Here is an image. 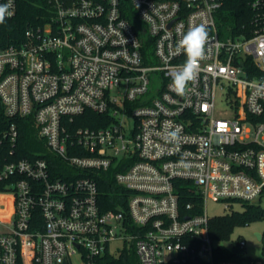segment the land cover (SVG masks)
<instances>
[{"label":"built area","instance_id":"built-area-1","mask_svg":"<svg viewBox=\"0 0 264 264\" xmlns=\"http://www.w3.org/2000/svg\"><path fill=\"white\" fill-rule=\"evenodd\" d=\"M229 1L42 0V21L20 37L0 24L4 113L31 118L40 145L19 156L16 122L0 130V196L14 205L12 219L0 212V264H102L131 249L138 264H240L216 259L207 202L264 195V93L254 88L264 83V0H244L238 22L225 19ZM200 24L209 40L181 96L172 75L186 55L175 49ZM219 90L229 118L216 114ZM88 110L110 122L73 126ZM97 174L113 175L115 206Z\"/></svg>","mask_w":264,"mask_h":264},{"label":"trees","instance_id":"trees-1","mask_svg":"<svg viewBox=\"0 0 264 264\" xmlns=\"http://www.w3.org/2000/svg\"><path fill=\"white\" fill-rule=\"evenodd\" d=\"M37 1V2H36ZM38 4H42V0H21L19 3V11L17 15L1 25L2 31L5 37L8 39H15L20 37L25 28L29 25L37 24L42 19L37 16L45 14V9ZM244 0H230L222 10L223 13H227L225 19L229 21H240L238 14L249 11ZM16 122L20 136H19V148L18 155L26 156L32 151L39 150V138L37 137L36 128L31 118L15 117L9 118L4 113L3 104L0 99V130L6 128L11 122ZM110 122L107 114H99L93 111H85L83 114L75 117L73 126H92L99 127L106 125ZM55 164H60L59 160L53 159ZM97 181L102 193V197L106 199V202L113 203L117 199V192L119 186L116 185L113 175L97 174ZM181 194L182 203H186L190 200L189 194L186 189L179 191ZM245 205L243 211H234L224 217L211 219L210 234L213 240L224 239L229 236L230 231L238 223L247 224L252 220L264 219V207L259 203L243 202ZM111 206H115L114 203ZM244 248L236 245L233 248H227L224 245H217L215 255L217 260H234L240 264H250L251 258H247L243 252ZM102 264H138L137 255L135 250H124L121 255L113 256L107 255L102 260Z\"/></svg>","mask_w":264,"mask_h":264},{"label":"rangeland","instance_id":"rangeland-1","mask_svg":"<svg viewBox=\"0 0 264 264\" xmlns=\"http://www.w3.org/2000/svg\"><path fill=\"white\" fill-rule=\"evenodd\" d=\"M228 88V83L227 87ZM234 113V107L229 105L226 99V91L219 90L217 96V110L216 114L219 117H230ZM259 205L264 207V195L257 202ZM207 211L209 216L214 218H220L232 214L234 211H243L245 205L242 202H235L233 207H225V203L221 200L209 199L207 202ZM14 205L10 201V198L0 196V212L4 218L12 219L14 211ZM257 232L262 234V239H259L256 235ZM245 239L246 246L243 249L244 254L247 258L254 260H260L261 264H264V219L252 220L247 224L238 223L230 231L229 236L224 239L214 240L215 245H224L227 248L235 247L239 239ZM122 245L119 242L112 243V249L115 254L118 253V249ZM73 263L78 264V257L72 258Z\"/></svg>","mask_w":264,"mask_h":264},{"label":"clouds","instance_id":"clouds-1","mask_svg":"<svg viewBox=\"0 0 264 264\" xmlns=\"http://www.w3.org/2000/svg\"><path fill=\"white\" fill-rule=\"evenodd\" d=\"M11 0L7 4H0V24L5 22V18L13 13L9 11ZM209 40V32L204 24L193 26L188 29L179 40L175 52L186 55V61L179 70L172 75V88L178 95H185L186 88L190 82L197 78L198 63L205 55V46ZM257 94L264 93V83L254 85ZM180 128L178 126L170 129L165 137L166 142L175 144L180 138Z\"/></svg>","mask_w":264,"mask_h":264},{"label":"water","instance_id":"water-1","mask_svg":"<svg viewBox=\"0 0 264 264\" xmlns=\"http://www.w3.org/2000/svg\"><path fill=\"white\" fill-rule=\"evenodd\" d=\"M256 235L259 239H262V234L260 232H257Z\"/></svg>","mask_w":264,"mask_h":264}]
</instances>
